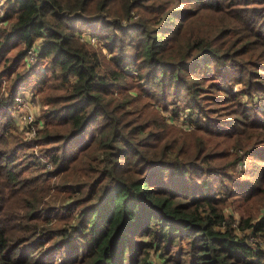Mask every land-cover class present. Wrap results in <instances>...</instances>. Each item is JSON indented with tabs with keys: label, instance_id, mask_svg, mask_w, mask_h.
<instances>
[{
	"label": "trees",
	"instance_id": "1",
	"mask_svg": "<svg viewBox=\"0 0 264 264\" xmlns=\"http://www.w3.org/2000/svg\"><path fill=\"white\" fill-rule=\"evenodd\" d=\"M1 5L0 264H264V0Z\"/></svg>",
	"mask_w": 264,
	"mask_h": 264
},
{
	"label": "rangeland",
	"instance_id": "2",
	"mask_svg": "<svg viewBox=\"0 0 264 264\" xmlns=\"http://www.w3.org/2000/svg\"><path fill=\"white\" fill-rule=\"evenodd\" d=\"M0 2H1L0 4H2L3 7H4L5 6V0H0ZM2 5H1V7H2ZM4 8H0V17H4L6 19L5 15H4V12L6 11V9H4ZM81 35H82V37L84 39L91 41L92 44H95V45L100 46V47H102L104 45L103 42L99 41L96 38H93L92 37L93 35L91 33H89V32H83V33H81ZM105 51H106V49H105ZM2 83L4 85L7 84L5 80H2ZM239 87H240V84L236 82V84L232 88V92H235ZM223 88L226 89L228 87L225 85V86H223ZM18 94H23V95L27 96V97H24L23 96L24 98H26V107H25L24 112H22V114H21L18 109L16 111V110H14L12 108V106H11V108H10L9 111H10L11 117L16 121L17 127L19 128V130H21V133H22L23 132L22 129L24 130L25 124L23 123V121L21 120V118H24V117L28 116V114H30L34 118V120L38 124H41V125L43 124V118L41 116V114H42L41 108L37 104V98L34 96L33 91H30V88H22L21 90H19V93ZM17 95H16V97H17ZM19 96H21V95H19ZM242 100L246 102L247 98L246 97H243ZM254 103L257 106H259V107L260 106H263V104L258 103V99H255ZM247 106L254 107V106H252L250 104H247ZM186 114L187 113H183L182 115L179 116V118H173L171 116V114H169V113H167L166 116H168V118H169L170 121H173L174 123H177L179 125H183L185 127V130H190L189 126L187 125V120L185 118L186 117ZM31 151L32 152H37L38 154H40V152H39L40 149L39 148L36 149V151L34 149H31ZM44 159L46 160V158H44ZM252 160L253 159L246 158L242 162V164L239 165L238 170L239 171H243V170L245 171L246 169H248L249 166H250V164H251V162H252ZM229 212H230V210H229ZM238 218L239 217L237 215V219ZM52 256H54L58 261L59 260H62V258H63L62 257V253L53 254ZM162 261H163L162 258L158 257V255L153 254L151 256V262L152 263L154 262L155 264H162Z\"/></svg>",
	"mask_w": 264,
	"mask_h": 264
},
{
	"label": "built area",
	"instance_id": "3",
	"mask_svg": "<svg viewBox=\"0 0 264 264\" xmlns=\"http://www.w3.org/2000/svg\"><path fill=\"white\" fill-rule=\"evenodd\" d=\"M29 59H30L29 61H31V62L34 60L33 54H30ZM19 95H21V96H19ZM23 96L27 97L23 94H18L14 100L13 105H12V108L16 111L18 109L21 114H22V112H24L25 107H26V98H24ZM21 120L25 124L24 130L22 129L23 134H24L26 140L28 142L32 143L42 125L38 124L30 114H28V116H26L24 118H21ZM41 160L44 163L47 162V159L45 160L44 157H41Z\"/></svg>",
	"mask_w": 264,
	"mask_h": 264
}]
</instances>
